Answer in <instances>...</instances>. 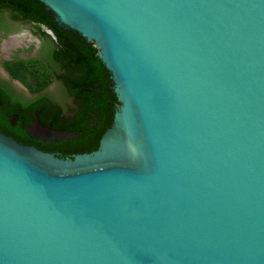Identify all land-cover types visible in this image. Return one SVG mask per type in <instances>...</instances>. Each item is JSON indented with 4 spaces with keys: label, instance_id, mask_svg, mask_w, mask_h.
Instances as JSON below:
<instances>
[{
    "label": "water",
    "instance_id": "obj_1",
    "mask_svg": "<svg viewBox=\"0 0 264 264\" xmlns=\"http://www.w3.org/2000/svg\"><path fill=\"white\" fill-rule=\"evenodd\" d=\"M39 1L119 105L68 157L0 132V264H264V0Z\"/></svg>",
    "mask_w": 264,
    "mask_h": 264
},
{
    "label": "trees",
    "instance_id": "obj_2",
    "mask_svg": "<svg viewBox=\"0 0 264 264\" xmlns=\"http://www.w3.org/2000/svg\"><path fill=\"white\" fill-rule=\"evenodd\" d=\"M14 21L33 23L37 29L42 26L51 31L54 38L44 30L40 32V37L52 44L49 66L63 68L65 94L74 96L78 104L70 116L62 117V106L47 107L34 101L25 104L0 90V130L20 142H30L22 127L31 120L28 112H36L41 124L73 134L70 139L43 148L58 149L63 155L94 150L119 105L111 73L98 57L97 48L76 30L58 24L53 12L39 0H0V31L4 34L16 31ZM49 66L45 64L46 69ZM9 117L14 118L15 127H11Z\"/></svg>",
    "mask_w": 264,
    "mask_h": 264
},
{
    "label": "flooded vegetation",
    "instance_id": "obj_3",
    "mask_svg": "<svg viewBox=\"0 0 264 264\" xmlns=\"http://www.w3.org/2000/svg\"><path fill=\"white\" fill-rule=\"evenodd\" d=\"M16 27L20 23H25L21 21H14ZM33 24V23H32ZM45 28V27H44ZM15 35V31L11 33L4 34L0 31V90L7 96L13 99H19L25 104L30 102H41L47 107L62 106L61 111L62 117L70 116L73 111L77 108V100L74 96L68 93L65 94V85L62 81V74L64 73L63 68L54 67L51 68L50 64V51L52 44L41 38L38 40L37 44L25 45L24 48H17L19 41L15 43H10L8 41L11 36ZM14 38V37H12ZM17 45V46H16ZM15 46V47H14ZM9 52L7 56H3V52ZM30 53L28 56H21L20 52ZM24 58H34L32 61L39 63L42 66V75L49 76L50 80L46 83H33L31 85L21 84L11 73H9L5 67L1 64L3 61H16L18 59ZM45 64H48V69H46ZM28 118H31L28 124L22 129L25 131L27 138L30 142H20L12 135L0 130L1 133L10 136L12 139L16 140L18 143L28 146H33L41 151L54 153L59 157H68L69 155H63V153L58 149H45L44 145L57 144L65 139H70L73 134L69 131L62 130L60 128L52 127L50 125H43L37 119L36 112H28ZM11 122V127H15V120L13 117L8 118ZM50 134H48V132Z\"/></svg>",
    "mask_w": 264,
    "mask_h": 264
},
{
    "label": "rangeland",
    "instance_id": "obj_4",
    "mask_svg": "<svg viewBox=\"0 0 264 264\" xmlns=\"http://www.w3.org/2000/svg\"><path fill=\"white\" fill-rule=\"evenodd\" d=\"M41 30H44L46 33H48L52 38L53 35L50 32V30L40 27V29H37L34 24L32 23H20L17 25V30L15 31V35L11 36L8 41L12 37H18V47L17 48H24L25 45H31L37 44L38 40L40 39V32ZM17 46V45H16ZM15 47V46H14ZM2 54L5 57L9 52L5 51ZM21 56H28L30 53L20 52ZM23 61H3L1 64L5 67V69L11 73L21 84L23 85H31L33 83H46L50 79L49 76H43L42 73V66L32 61L29 58L22 59Z\"/></svg>",
    "mask_w": 264,
    "mask_h": 264
},
{
    "label": "bare ground",
    "instance_id": "obj_5",
    "mask_svg": "<svg viewBox=\"0 0 264 264\" xmlns=\"http://www.w3.org/2000/svg\"><path fill=\"white\" fill-rule=\"evenodd\" d=\"M18 40H19L18 37L11 38V39H10V43H15V42H17Z\"/></svg>",
    "mask_w": 264,
    "mask_h": 264
}]
</instances>
